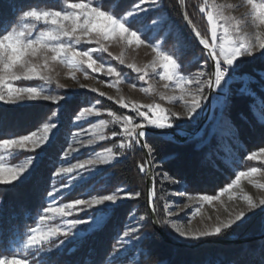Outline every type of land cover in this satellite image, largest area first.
<instances>
[{
  "label": "snow or ice",
  "instance_id": "6c2138e0",
  "mask_svg": "<svg viewBox=\"0 0 264 264\" xmlns=\"http://www.w3.org/2000/svg\"><path fill=\"white\" fill-rule=\"evenodd\" d=\"M146 0H139V3H134L130 9H123L119 4L111 6L102 3L101 0H88L87 3L78 2L67 5L66 10L61 11H40L36 8L32 10H25L20 17L21 23L17 27L5 20H0V101L5 103H15L19 100H51L58 102L64 97L52 95L49 93L45 85L52 84V78L44 74V70L48 69L49 61H59V63L66 65L73 70H81L86 66L93 72L100 73L102 69L107 67V74L111 77L118 75L116 69L112 66H106L104 62L98 61L94 58L97 52L105 53L107 48L104 47V41L113 37H120L122 40L131 43L136 41L144 43L141 38L143 33L140 28H133L134 23H138L137 17L140 13L146 11L141 7ZM152 6L157 5V0H150ZM251 5L250 15L253 17V24L259 29V25H264V2L254 3L253 0H247ZM201 12L207 11L205 5L200 9ZM100 18H103L101 20ZM185 20L191 24L187 13H184ZM207 21L210 25V39L202 34L199 30L193 28L195 36L199 39V43L206 51V58L204 64L200 66L201 70L192 76H182L179 74V49L173 55L165 54L159 51L158 48L149 43L152 50L156 53L160 60V67L163 69L161 79L164 81H174L184 92L186 87L192 89L188 94L189 101H185L182 94L179 99L185 102L186 116L181 117L178 113H166V110L159 104L149 105L152 119H147V114L141 110L138 105H131V111L137 117L147 119V125L137 120L132 115H119L109 111V115L113 116L114 123L120 125V130L112 132V138L119 136L120 154L126 149L141 148L146 149V157L142 163L138 164L140 172L151 171V164L155 159L154 146L149 145L146 141L149 132L154 129L161 130L157 135H168V130L177 129L180 127L175 121L181 119L191 120L198 111L202 108L204 101L207 99L206 90L211 92L216 97L217 106L220 109L219 115L213 113L212 121L209 125L195 134V139L201 142L209 141L218 134H223L227 131L231 135H236V130L233 128L231 121L228 119L227 113L231 107V103L236 96L249 101L248 115H251L257 122L264 126V96L260 97V108L256 106L255 89L250 88L251 84L260 83L264 89V71L257 73L241 72L242 64L247 63V58L252 57L255 51H260L264 56V32L259 30L252 34H240L238 27L233 23L234 18L224 16L217 6L213 7L212 11H207ZM220 21H223L221 24ZM259 22L256 24V22ZM46 27L38 34L33 35L34 30L39 24ZM218 29L223 30L224 41L217 43ZM84 44H95L99 47H91L86 50H80L77 46ZM51 54V55H49ZM41 56L43 63L35 62L33 59ZM110 55V54H109ZM123 64V60L119 61ZM155 66V62L152 65ZM134 67V66H131ZM139 74L141 81L145 80L148 73L142 69H134ZM38 79L43 82L41 86H26L16 87V81H31ZM111 81H106L110 83ZM238 84L239 88L233 90L232 85ZM168 85L165 84V87ZM83 87V86H82ZM147 91V89H144ZM91 91H96L91 89ZM103 95V93H100ZM163 99V97H161ZM109 99H111L109 97ZM99 103V101H97ZM123 108H128L129 105L123 100L118 101ZM257 112L259 114L257 115ZM93 108L86 107L76 117L80 120L85 114L92 115ZM98 114V111L97 113ZM174 118V119H173ZM247 118V115L245 116ZM3 117L0 116V120ZM107 122L101 120L100 126H104ZM57 127L54 123H45L43 128L39 131H31L27 135H18L15 138H3L0 135V150L5 152H13L16 150H23L21 154L26 155V159L22 164H17L15 167H6L3 160H0V184H12L14 181L23 182L27 180L33 172H35L43 162L46 148L44 145L51 146L55 140V133L53 129ZM94 135L100 140L106 137L93 125ZM51 133V135H50ZM93 140H88L87 144L91 145ZM39 149V151H37ZM108 155L97 153L93 159L84 160L81 163L72 164L69 167H60L55 175L66 176L73 173L77 169L86 170V166H94L96 163H109V157L115 156L112 148L105 150ZM68 155V153H65ZM255 154L249 156L248 159H254ZM258 171L257 168H252L250 172L239 171L226 187L221 189L220 194L228 192L233 186L240 182L241 177L250 175L252 172ZM79 179H83L82 174L77 173ZM165 180H171L173 184L181 185L182 180H175L169 176L167 172L162 176ZM75 179V178H73ZM150 180L155 184L156 177L151 176ZM72 181H69V185ZM68 185H65L67 187ZM63 189H57L53 186L51 191L47 192L48 205L43 209V214L40 215L39 221L44 225L47 221L54 218H60L64 221L63 224L52 226H37L29 229L27 239L22 240L16 251L27 253L34 249L35 253L45 252L48 256L47 260L37 258L33 254L34 264H49L52 256L59 251L60 245L65 241L61 240L60 245H54L56 251L47 249V244L53 242L54 237H69L73 239H82L83 234L93 232L99 229L105 220L107 212L111 210V206L121 198L120 193L123 190H117L110 195H99L91 199H76L72 203H65L57 206V193L62 194ZM183 195V192H180ZM139 192H125L124 198L139 197ZM219 198L218 195L204 194L197 197H189L190 200L198 199L203 202L211 203ZM244 199L248 200L250 208H255L257 205L253 204L251 199L247 196ZM149 203L151 216L141 215L136 220L135 215L133 219L135 224L126 226L122 233V238L118 240V244L113 246L111 252H106L105 256L101 258L98 264H124L133 251L138 250L140 259L137 264H145L146 261L153 259L152 251L149 247L144 245V241L150 239V234L143 232L150 219L155 220L160 217V223L165 227H170L175 230L179 236L186 239L200 240L202 238L221 235L224 231L230 229L233 225L239 226L246 219V213L240 212L234 218L221 222L213 227L205 228L203 230H194L190 226L178 225L175 220L170 217L176 215L173 208L165 203L163 208L158 207L154 198V189H149ZM264 205V200L260 201ZM95 210L93 211V208ZM199 206L196 207L192 213L195 216L199 212ZM82 211L85 213L84 217L67 219L74 212ZM164 216L169 217L163 219ZM78 225H87L85 229H77ZM0 264H30L27 257L13 256L0 258Z\"/></svg>",
  "mask_w": 264,
  "mask_h": 264
},
{
  "label": "trees",
  "instance_id": "16d2710c",
  "mask_svg": "<svg viewBox=\"0 0 264 264\" xmlns=\"http://www.w3.org/2000/svg\"><path fill=\"white\" fill-rule=\"evenodd\" d=\"M88 0H0V20L8 21L13 27L20 23V17L25 10L36 8L40 11L66 10L70 3ZM103 3L123 9H130L139 0H106ZM205 0H186L188 18L196 30L209 38V26L200 9ZM163 20V21H162ZM133 28L145 29L146 39L153 38L162 41V47L176 58L179 49L180 71L187 73L199 65L204 64L206 55L196 40L190 34L178 7V0H161V6L155 12L137 19ZM158 26L150 28L153 24ZM241 65L240 71L257 73L264 71V58L247 60ZM253 84L259 97L264 96V89L260 83ZM233 90L239 88L232 85ZM97 98L82 94L75 95L67 104L57 111L56 106L48 103H33L22 107H11L0 104V135L3 138H15L18 135H27L31 131H39L45 123H56L55 140L47 146L41 166L32 175L20 184H0V258L13 256L27 257L30 264L33 262V253L16 251L20 242L25 240L29 229L36 227L43 209L48 205L47 192L53 186L58 187L55 172L59 167L63 153L70 144L71 136L76 130L74 120L85 107L96 102ZM247 99L236 96L227 116L231 121L236 135L227 131L201 142L192 140L177 144L164 137L149 135L146 141L154 146L155 159L153 175L155 201L158 207L163 208L170 192H183L186 195H215L226 187L239 171L248 168V156L264 149V126L248 115ZM102 107L120 115L118 108L102 102ZM257 109L260 102H256ZM259 112H257V115ZM247 115V118L245 116ZM26 159L20 154L11 160L18 163ZM146 159L141 148H134L127 152L125 158L111 166L105 167L89 179L75 186L65 198V202H74L76 199H90L99 195H110L119 189L127 192H139V197L133 201L117 206L108 211L103 225L87 232L82 239L70 240L59 247L56 255L52 256L49 264H98L106 252H111L118 244L122 233L128 225L133 211L141 215L150 216L147 198V172H140L138 164ZM167 172L175 180H182L176 185L171 180L162 178ZM164 232L174 240L178 238L159 222ZM166 219V216L163 217ZM261 222L252 221L244 227L224 231L219 236L220 243H206L196 248H181L165 241L156 231L151 219L143 228V232L150 234V239L144 241L153 254V259L145 264H264V235ZM251 239L249 242L245 240ZM62 239L47 245V249L56 251L54 245H60ZM235 241V243H232ZM37 258L48 259L45 252L34 253ZM39 255V256H38ZM138 255L133 251L129 260Z\"/></svg>",
  "mask_w": 264,
  "mask_h": 264
},
{
  "label": "rangeland",
  "instance_id": "374dc122",
  "mask_svg": "<svg viewBox=\"0 0 264 264\" xmlns=\"http://www.w3.org/2000/svg\"><path fill=\"white\" fill-rule=\"evenodd\" d=\"M104 1L106 0H101L102 3ZM253 2L261 3L264 2V0H253ZM205 5L207 6V11H212L213 7L217 6L219 11L224 16L233 17V23L237 25L240 34H252L257 30L264 32V25H259V29H257L256 25L253 24V17L250 15L251 5L247 3V0H205ZM160 6L161 0H157L156 6H152L150 0H146V2L141 5V7L145 8L146 11L140 13L137 19L145 17L148 14L155 12L160 8ZM207 11L201 12L205 16L206 21ZM100 19L103 20V18ZM162 21L160 23L153 24L150 28L158 26V24H162ZM220 23L222 24L223 21H220ZM258 23L259 22L257 21L256 24ZM208 26L210 39V25L208 24ZM46 27L49 26H45L42 23L39 24L34 30L33 35L38 34V32L41 30H45ZM146 30L147 28L142 29L141 31L144 34ZM217 36V43H222L225 39L222 29H218ZM141 38L145 41L144 43H138L136 41H132L131 43H129L127 41L122 40L120 37H113L104 41V47L107 48V52H97L94 54V58H96L98 61L104 62L106 66H112L116 69L118 75H113L111 77L107 74V67L102 69L100 73L93 72L91 69H87L86 66L81 70L77 71L68 68L64 64L59 63V61L50 60L49 67L48 69L44 70V74L50 76L53 82L50 86L45 85V87L47 88L50 94L64 97V99L58 102L43 99H25L16 101L15 103H5L4 101H0V104L11 107H22L33 103H48L56 106L57 111L64 107L67 102H69L75 95L80 96L82 94H86L97 98V101H99V103H97L96 101L91 105L87 106L93 108L94 113L92 115L85 114V116L80 120H74V124L77 126L76 130L71 136L69 147L63 153L62 161L55 173L58 172L60 167H69L72 164H77L83 162L84 160L93 159L97 153L108 155L105 151L108 148L113 149V153L115 154V156L114 158L109 157V163L106 164L96 163L94 166L89 165L86 166V170L77 169L73 173H70L66 176L56 175V178L58 180L57 189H63L62 194L57 193V206H60L65 203H72L65 202L64 200L75 188V186L89 179H92L96 174L100 173L103 168L111 166L117 161H120L121 159L125 158L127 152L135 148L134 147L132 149H126L123 151V154H120L121 150L119 148V143L121 138L119 136L112 138V132H118L120 130V125L114 123L113 116H110L108 114L110 110L100 105L102 102L112 104L113 106L118 108L120 111V115H132L137 120V122H142L145 125H147V119L154 118L153 114L148 108L149 105L153 104H159L162 108L166 110V113H178L181 117L186 116L187 110L185 107V102L181 101L179 97L183 94L185 101H189L190 96L188 93L192 91V89L186 87L184 89V92L182 93L180 86L174 81H164L163 79H161V76L163 74V69L160 67L161 62L157 58L156 53L152 50V47L149 46V43L154 44L159 51H162L165 54L170 55V53L162 47V41H155L153 38L146 39L144 35H142ZM77 47L80 50H86L91 47L98 48L99 45H88L82 43ZM258 57L264 58V56L261 55L260 51H255L253 53V56L248 57L247 60H254ZM30 59H33L35 62H39L41 64L43 63L42 57L39 55L35 58ZM121 59L123 60V64L119 62ZM154 62L155 66L153 67L152 65L154 64ZM201 65H199L198 68L192 67V69L187 73L179 71V74L182 76H192L201 70ZM134 69L145 70L148 73L145 80L141 81L139 79V74ZM106 81L111 82L106 83ZM165 84H167L168 86L165 87ZM41 85H43V82L39 81L38 79H34L31 81L14 82V86L16 87ZM250 88L254 89L253 84L250 85ZM91 89H95L96 91H91ZM144 89H147V91H145ZM100 93H103V95H100ZM255 93L256 102L259 103V94L256 92V90ZM205 94L207 99L204 101L202 108L198 111V114L195 115L193 119H191L190 121L187 119L175 121L177 124L180 125V127L174 130L180 132L183 137H186L187 134L194 132L201 124L205 107L208 104L209 92L206 90ZM109 97L111 99H109ZM161 97H163V99ZM121 100L126 102L129 107H121V105L118 103V101ZM131 105L140 106L141 110L147 114V119L137 117L136 114L131 111ZM97 111L98 114H96ZM219 112L220 109H217L215 113L219 115ZM115 114L119 116V114ZM212 118L209 123L212 121ZM101 120L107 122L102 127L100 126ZM209 123L207 124V126L209 125ZM93 125L97 126L96 130L104 134V136L106 137L104 140H100L97 136L94 135V130L92 127ZM56 128L53 129V132H55ZM90 139L93 140V143L91 145H88L87 141ZM47 146L48 145H44L42 147ZM22 151L23 150L5 152L3 150H0V160H3L6 167H15L17 164H22L23 161L12 164L11 160L20 155ZM37 151H39V149H37ZM65 153H68V155H65ZM253 154H255V157L251 160L248 159V162L250 163L248 168L245 169L244 172L248 173L252 168H257L258 171L252 172L250 175H245L241 177L240 182L233 186L228 192H225L221 195L220 191L219 193L215 194L218 195L219 198L217 200L212 201L211 203L203 202L201 204L198 199H189V197L198 198L201 195H181L179 191L168 193L166 203L173 208V211L175 213H177L176 215L170 218L175 220L178 225H183L186 227L190 226L194 230H203L205 228L210 229L211 227L221 223L222 221L227 222V220L234 218L240 212H245L246 219H244V222L239 224V226L233 225L230 229L226 231L244 227L254 220L256 221V223L258 221H262L261 227L262 229H264V205L260 204V201L264 200V149L257 152H253L249 156H252ZM151 171L153 175L152 164ZM77 173L82 174L83 179H79ZM69 181H72L70 185ZM20 183L21 182L19 181H14L12 184L2 185L10 186ZM65 185L68 186L65 187ZM119 190H123L120 193L121 198H119L116 203L111 206V209L127 202H131L135 199L124 198V193L127 192V190ZM245 196L249 197L252 203L257 205V207L250 208L248 200L244 199ZM197 206H199L200 210L195 216H193L192 213L195 211ZM95 207L97 206H94L93 211L95 210ZM107 215L105 216V219H107ZM133 215H135L136 220H138L139 215L136 213V211H133L132 215L129 218L127 226L136 223V220L133 219ZM84 216V212L78 211L74 212L71 216L67 217V219H75ZM168 218L169 217L166 216V219ZM63 223L64 221L60 218H54L51 221H47L44 225H41L40 221H38L37 226L55 227ZM85 228H87V225L77 226V229ZM167 228L178 238L177 241L182 242L184 244L195 245L206 240H218L221 242V239L219 238L220 235H214L202 238L200 240L186 239L184 237L179 236V234L176 233L175 230L171 229L170 227ZM84 235L85 233L83 234V236ZM60 239L65 241L63 244L67 243L70 240H75L71 236L67 238L61 236L54 237L53 242L58 241ZM62 245H60V247ZM27 253L34 254L35 250L31 249ZM137 261L138 255H134V257H132L126 264H137Z\"/></svg>",
  "mask_w": 264,
  "mask_h": 264
},
{
  "label": "water",
  "instance_id": "95a60500",
  "mask_svg": "<svg viewBox=\"0 0 264 264\" xmlns=\"http://www.w3.org/2000/svg\"><path fill=\"white\" fill-rule=\"evenodd\" d=\"M178 7H179V10H180V12H181V16H182V18H183V20H184V22H185V24H186V26H187V28H188L190 34L192 35V37L196 40V42L198 43V45L202 48V50H203V51L205 52V54H206V51L203 49V46L199 43V39H198V38L195 36V34H194V31H193L194 26L192 25V23L189 24L188 21L185 20V18H184V13H185V12L187 13V11H186V0H178ZM187 16H188V15H187ZM188 19H189V18H188ZM189 20H190V19H189ZM212 95H213V93L209 92L208 104L210 103V101H211V99H212ZM208 123H209V122H205V118H204V116H203V119H202V121H201V124L198 126V128H197L194 132L187 134L186 137L179 136V132H177V131H175V130H168V133H169L168 135H157V133H160L161 130H152V131L149 132V135H155V136L165 137L166 139H168V140H172V141H174V142H176V143H178V144H183V143H186V142H189V141H192V140H196V139H195V134L197 133V131L201 130L202 128H205V127L207 126ZM149 135H148V136H149ZM142 150H143V151L145 152V154H146V151H147V150H146V149H142ZM146 159H147V157H146ZM151 176H153V175H152V171L147 172V188H148V191H147V198H148V206H149V209H150V203H149V189H150V188H153V189H154V185H153L152 181L150 180V177H151ZM154 198H155V195H154ZM151 215H152V214H151V211H150V216H151ZM151 221H152V223H153L154 228L156 229V231H157L158 233H160V234L163 236V238L165 239V241H167L168 243H170V244H172V245L179 246V247H181V248H196V247H198V246H200V245H203V244H206V243L220 242V241H218V240H206V241H203V242L197 243V244H195V245L184 244V243L179 242V241H177V240H174V239H172L170 236H168V235L164 232V230L161 228V226H160V224L158 223L157 219H155V220L151 219ZM263 238H264V235L261 236V237H258V238H256V239H263ZM249 241H251V239H247V240H245V242H249ZM232 243H235V242H232Z\"/></svg>",
  "mask_w": 264,
  "mask_h": 264
},
{
  "label": "bare ground",
  "instance_id": "6f19581e",
  "mask_svg": "<svg viewBox=\"0 0 264 264\" xmlns=\"http://www.w3.org/2000/svg\"><path fill=\"white\" fill-rule=\"evenodd\" d=\"M217 109H219V107L217 106L216 97L213 94L210 103L207 104L204 110L203 116L205 118V122H209L211 120V118L213 117V113L216 112ZM179 136L183 137V135L180 132H179Z\"/></svg>",
  "mask_w": 264,
  "mask_h": 264
},
{
  "label": "built area",
  "instance_id": "2783aa9c",
  "mask_svg": "<svg viewBox=\"0 0 264 264\" xmlns=\"http://www.w3.org/2000/svg\"><path fill=\"white\" fill-rule=\"evenodd\" d=\"M256 94V93H255Z\"/></svg>",
  "mask_w": 264,
  "mask_h": 264
}]
</instances>
